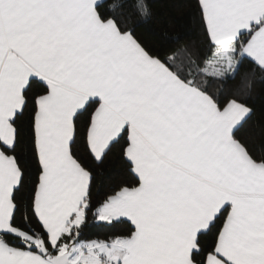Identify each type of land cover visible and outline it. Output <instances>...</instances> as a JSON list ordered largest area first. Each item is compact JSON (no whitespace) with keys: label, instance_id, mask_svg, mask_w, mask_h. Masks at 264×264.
Returning <instances> with one entry per match:
<instances>
[{"label":"snow or ice","instance_id":"6c2138e0","mask_svg":"<svg viewBox=\"0 0 264 264\" xmlns=\"http://www.w3.org/2000/svg\"><path fill=\"white\" fill-rule=\"evenodd\" d=\"M196 7L157 47L150 0H0V264H264V0Z\"/></svg>","mask_w":264,"mask_h":264},{"label":"trees","instance_id":"16d2710c","mask_svg":"<svg viewBox=\"0 0 264 264\" xmlns=\"http://www.w3.org/2000/svg\"><path fill=\"white\" fill-rule=\"evenodd\" d=\"M152 4V18L138 28L141 38L157 47L165 33L170 38L179 36L184 43H196L204 46L202 38V20L196 7V0H150ZM250 103L254 107V115L241 130V135L248 138L257 152L264 151V83L254 85ZM127 178V171L119 155H113L103 165L97 168L96 184L102 192L109 191L115 184ZM117 228L93 227L87 230L84 239H106Z\"/></svg>","mask_w":264,"mask_h":264}]
</instances>
